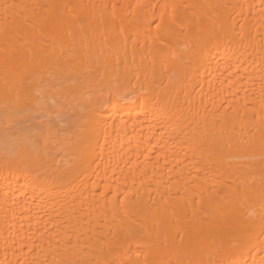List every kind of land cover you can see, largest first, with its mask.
Returning <instances> with one entry per match:
<instances>
[{"label": "bare ground", "instance_id": "1", "mask_svg": "<svg viewBox=\"0 0 264 264\" xmlns=\"http://www.w3.org/2000/svg\"><path fill=\"white\" fill-rule=\"evenodd\" d=\"M0 264H264V0H0Z\"/></svg>", "mask_w": 264, "mask_h": 264}]
</instances>
